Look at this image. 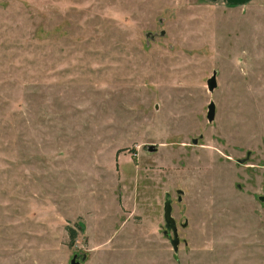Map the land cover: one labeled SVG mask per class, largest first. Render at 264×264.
<instances>
[{
    "label": "rangeland",
    "instance_id": "rangeland-1",
    "mask_svg": "<svg viewBox=\"0 0 264 264\" xmlns=\"http://www.w3.org/2000/svg\"><path fill=\"white\" fill-rule=\"evenodd\" d=\"M260 196L264 0H0V264H264Z\"/></svg>",
    "mask_w": 264,
    "mask_h": 264
},
{
    "label": "water",
    "instance_id": "water-1",
    "mask_svg": "<svg viewBox=\"0 0 264 264\" xmlns=\"http://www.w3.org/2000/svg\"><path fill=\"white\" fill-rule=\"evenodd\" d=\"M207 87L209 91H212L213 88L216 85L215 82V73H213L208 79H207ZM207 119L211 121L214 117V111H215V105L213 101H210L207 107ZM172 205H171V199L168 198V194L166 195V200L164 203L163 211H164V221H165V231L169 232L171 231L172 234L169 235V241L172 245V248L174 251H177L179 238L177 233V226L175 224V220L171 215ZM71 264H79L77 261H75V257L71 259Z\"/></svg>",
    "mask_w": 264,
    "mask_h": 264
},
{
    "label": "crops",
    "instance_id": "crops-1",
    "mask_svg": "<svg viewBox=\"0 0 264 264\" xmlns=\"http://www.w3.org/2000/svg\"><path fill=\"white\" fill-rule=\"evenodd\" d=\"M205 3L213 4L215 6H235V7H242L247 5L250 2H253L255 0H203Z\"/></svg>",
    "mask_w": 264,
    "mask_h": 264
},
{
    "label": "trees",
    "instance_id": "trees-1",
    "mask_svg": "<svg viewBox=\"0 0 264 264\" xmlns=\"http://www.w3.org/2000/svg\"><path fill=\"white\" fill-rule=\"evenodd\" d=\"M68 232H69L70 238H71L72 240H74L75 237H76V230L73 229V228L68 227Z\"/></svg>",
    "mask_w": 264,
    "mask_h": 264
},
{
    "label": "flooded vegetation",
    "instance_id": "flooded-vegetation-1",
    "mask_svg": "<svg viewBox=\"0 0 264 264\" xmlns=\"http://www.w3.org/2000/svg\"><path fill=\"white\" fill-rule=\"evenodd\" d=\"M259 198L264 202V196H260Z\"/></svg>",
    "mask_w": 264,
    "mask_h": 264
}]
</instances>
